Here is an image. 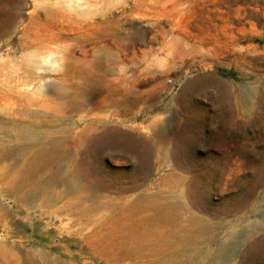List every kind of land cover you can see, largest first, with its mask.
<instances>
[{"label":"rangeland","instance_id":"1","mask_svg":"<svg viewBox=\"0 0 264 264\" xmlns=\"http://www.w3.org/2000/svg\"><path fill=\"white\" fill-rule=\"evenodd\" d=\"M33 1L0 0V264H264V0H108L83 29ZM30 34L84 39L41 68Z\"/></svg>","mask_w":264,"mask_h":264},{"label":"bare ground","instance_id":"2","mask_svg":"<svg viewBox=\"0 0 264 264\" xmlns=\"http://www.w3.org/2000/svg\"><path fill=\"white\" fill-rule=\"evenodd\" d=\"M83 1V3H77V2H74L73 0H34L33 2H34V8L35 9H41L43 12H45V13H47V14H52V15H55V16H57V17H61L62 19H64V20H66V21H68V22H71V23H74L75 25H77L78 26V28H80V29H83V28H86V26L87 27H90L92 24H93V22L95 21V18H96V16H97V11L94 9V8H96L97 7V5L98 4H101L102 6H101V11H102V16H104V17H106L107 16V2H108V0H82ZM97 9V8H96ZM88 31V30H87ZM51 34V33H50ZM27 39V41H26V44H25V49H28V50H34V57H35V59L32 61V64L34 65V66H40V65H42V64H44V63H46L47 62V58L45 57L44 58V56L45 55H47V54H49L50 56L51 55H53V54H58L59 53V47H61L60 46V44L62 45V43H64V42H71V43H78V42H80L82 39H84V37H82V36H79V37H76L75 39H72V40H69V39H61V38H57V37H55L54 35L52 36H50V37H42V36H32L31 34L30 35H28V37L26 38ZM25 39V40H26ZM105 40V39H104ZM25 43V42H24ZM81 44V43H80ZM23 46V45H22ZM21 47V46H20ZM22 51V50H21ZM28 57H30V55L28 56ZM27 57V58H28ZM32 57V56H31ZM43 57V58H42ZM107 57H109V56H107ZM51 58V57H50ZM30 59H33V58H30ZM29 59V60H30ZM24 60V59H23ZM111 60V59H110ZM11 63V62H10ZM29 63V62H28ZM27 63V64H28ZM48 64V63H47ZM28 66V65H27ZM44 66V65H43ZM46 66V65H45ZM41 67V66H40ZM4 68V67H3ZM8 68V67H7ZM11 68H12V66H11ZM29 68H31V67H28V69ZM41 68H43V67H41ZM18 69V68H17ZM5 71H7V70H5ZM10 71V70H9ZM16 72V71H15ZM19 72V71H18ZM28 71H26L24 74H27V75H29V73H27ZM30 72H33V71H30ZM13 73V72H12ZM17 73V72H16ZM9 75V74H8ZM11 75V74H10ZM9 79V78H8ZM63 79H65V78H63ZM19 80V79H18ZM16 81V83H15V86H16V88H17V86H21V85H25L24 84V82L23 83H21L20 81ZM65 81V80H64ZM71 81H73V80H71ZM30 82V81H29ZM43 82V81H42ZM14 83V82H13ZM28 84H30V83H28ZM14 85V84H13ZM53 85V84H52ZM23 87V86H22ZM28 87L29 86H27V89H28ZM44 88H46V87H44ZM11 89V88H10ZM20 89V88H19ZM23 90V89H22ZM14 93V92H13ZM85 93V92H84ZM82 94V93H81ZM88 94V93H87ZM85 96V95H84ZM89 96V95H88ZM28 97V96H27ZM30 98V97H29ZM70 98V97H69ZM73 98H76V96L75 97H73ZM77 98H82V97H78V95H77ZM88 98V97H87ZM86 98V99H87ZM84 99V98H83ZM91 99V98H90ZM104 99V98H103ZM107 99V98H106ZM108 100V99H107ZM67 102L69 101V100H66ZM66 102V103H67ZM102 102V101H101ZM86 103L87 104H89V102L88 101H86V100H82V102H81V99L78 101L77 100V108L80 110V111H85L86 112V116L85 117H93L95 120H100V119H102L103 117V115L102 116H97L96 114H95V109H96V105H94V104H91L90 106L89 105H87L86 106ZM68 104V103H67ZM27 105V104H26ZM61 105V104H60ZM98 105H99V103H98ZM136 106L132 101H129L127 98H124L123 100H121V99H111L110 101H109V103H108V105L106 106V107H109L110 109H113L112 111H111V113H110V115H109V117H117L118 118V121L120 120V121H123V120H126V119H123V118H125V117H127V111H130V110H128L129 109V106ZM138 105V104H137ZM147 105V104H146ZM63 106V105H62ZM89 107H91L90 109H88ZM36 108V107H35ZM131 109V108H130ZM21 112V111H20ZM76 112V111H75ZM133 112V111H132ZM57 113V112H56ZM64 114V113H63ZM66 114V113H65ZM77 114H79V113H77ZM133 113H131V115H132ZM76 115V114H75ZM101 115V114H100ZM134 115H135V113H134ZM133 115V116H134ZM61 116V115H60ZM67 116V115H66ZM80 116V115H79ZM82 116V115H81ZM106 116V115H105ZM107 117V116H106ZM130 116H128V118H129ZM116 118V119H117ZM58 119V118H57ZM83 119V118H82ZM104 119V118H103ZM108 119V118H107ZM49 120V119H48ZM91 120V119H90ZM52 121V120H51ZM117 121V122H118ZM45 122V121H44ZM50 122V121H49ZM159 122V121H158ZM51 123V122H50ZM54 123V122H53ZM101 123V122H100ZM122 123V122H121ZM33 125H35V124H33ZM89 125V124H88ZM96 125V124H95ZM153 125V124H152ZM17 128V127H16ZM95 128V127H94ZM91 125H89L88 126V128H86V130H85V132L86 133H92L95 129H94ZM138 128V127H137ZM155 128V127H154ZM100 129V128H99ZM159 129V128H158ZM16 130H18V129H16ZM28 131V130H27ZM109 132V131H108ZM147 132V131H146ZM16 133V132H15ZM14 133V134H15ZM154 133V132H153ZM21 134V133H20ZM26 134H28V133H26ZM96 134V133H95ZM15 135H17V134H15ZM91 135V134H90ZM97 135V134H96ZM104 135V134H103ZM17 137V136H16ZM19 137V136H18ZM108 137V136H107ZM161 137V136H160ZM20 138V137H19ZM30 138H32L31 136H30ZM49 138V137H48ZM21 139V138H20ZM24 139V138H23ZM56 139V138H55ZM67 139V138H66ZM69 139H70V137H69ZM157 139V138H156ZM22 140V139H21ZM27 140V139H26ZM31 140H34V139H31ZM48 140V139H47ZM59 140V139H58ZM62 140V139H61ZM83 139H79V141H82ZM94 140V139H93ZM158 140V139H157ZM19 141V140H18ZM35 141V140H34ZM54 141H56V140H54ZM66 141V140H65ZM79 141H76V142H79ZM84 141H85V139H84ZM92 141V140H91ZM32 142V141H31ZM52 142V141H51ZM38 143V142H37ZM46 143V142H45ZM69 143L71 144V142L69 141ZM80 143V142H79ZM23 144H24V142H23ZM22 144V145H23ZM27 144V143H26ZM25 144V145H26ZM28 144H32V143H28ZM34 144V143H33ZM40 144V143H39ZM42 144V143H41ZM56 144V143H55ZM55 144H54V146H55ZM62 144H63V141H62ZM75 144V143H74ZM78 144V143H77ZM160 144H162L161 142H160ZM19 145H21V144H19ZM21 145V146H22ZM45 145H47V144H45ZM21 146L20 147H18V148H21ZM34 146H36V144H34ZM33 146V147H34ZM53 146V147H54ZM65 146V145H64ZM63 146V147H64ZM41 147V146H40ZM52 147V148H53ZM68 147V146H67ZM36 148V147H35ZM38 148V147H37ZM36 148V149H37ZM46 148V147H45ZM51 148V149H52ZM32 149V148H31ZM43 149V148H42ZM55 149H56V147H55ZM65 150L66 149H68V148H64ZM17 150H19V149H17ZM29 150V149H28ZM27 151V150H26ZM32 151V150H31ZM30 151V152H31ZM36 151V150H35ZM38 151V150H37ZM41 151V150H40ZM68 151V150H67ZM22 152V151H21ZM28 152V151H27ZM42 152V151H41ZM57 152V151H56ZM158 152V151H157ZM32 153V152H31ZM35 153V152H34ZM52 153V152H51ZM65 153H67V152H65ZM155 153V152H154ZM21 154H24V156H26V153L24 152V153H21ZM30 154V153H29ZM28 154V155H29ZM38 154H39V152H38ZM27 155V156H28ZM31 155V154H30ZM34 156H35V154H33ZM36 155H37V153H36ZM41 156H42V154H40ZM33 156V157H34ZM40 156V157H41ZM55 156H56V154H55ZM54 156V157H55ZM58 156V155H57ZM29 157V156H28ZM36 157V156H35ZM53 157V158H54ZM26 159H27V157H25ZM30 158V157H29ZM32 158V157H31ZM44 158V157H43ZM36 159V158H35ZM48 159V158H47ZM50 159V158H49ZM56 158H54V160H55ZM74 159V158H73ZM28 160V159H27ZM26 160V161H27ZM32 160H34L33 158L30 160L31 162H33ZM46 160V159H45ZM37 161V160H36ZM51 161V160H50ZM29 161H27V163H28ZM39 162V159H38V161H37V163ZM48 162V161H47ZM53 162H55V161H53ZM52 162V163H53ZM35 163V162H34ZM34 163H32V165L34 164ZM44 163V162H43ZM42 163V164H43ZM29 164V163H28ZM69 164V163H68ZM26 165V164H25ZM34 165H36V164H34ZM32 166L33 167V169H34V167L35 166ZM80 165V164H79ZM29 166V165H28ZM37 166L39 167V165L37 164ZM43 166H44V164H43ZM24 167V166H23ZM38 167H36V168H38ZM47 167V166H46ZM60 167V166H59ZM20 168V167H19ZM30 168H31V165H30ZM25 169H27V168H25ZM30 171V170H29ZM33 171V170H32ZM26 172H27V170H26ZM32 173V172H31ZM23 178V177H22ZM172 182H173V180H172ZM68 183V182H67ZM38 183H36V185H37ZM40 184V183H39ZM71 184V183H70ZM77 184V183H76ZM75 184V185H76ZM72 185V184H71ZM41 188V187H40ZM49 188V187H48ZM69 188H71L70 186H69ZM50 189V188H49ZM158 196V195H157ZM161 197V196H160ZM159 197V198H160ZM158 198V199H159ZM162 198H165V197H162ZM161 198V199H162ZM144 199V198H143ZM161 199H160V201H161ZM154 200H156L155 198H154ZM163 200V199H162ZM169 200V199H168ZM139 201V200H138ZM152 201V200H151ZM150 201V202H151ZM157 203H159V202H157ZM160 203H162V202H160ZM165 203H166V201H165ZM167 203H169V202H167ZM166 203V204H167ZM172 203H174V202H172ZM182 203V202H181ZM69 204V203H68ZM85 204V203H84ZM148 204V203H147ZM156 204V203H155ZM155 204L153 205L154 207H155ZM143 205V204H142ZM146 205V204H145ZM151 205V204H150ZM162 205V204H161ZM160 204H158V206H157V209L159 210V211H163V210H165V208H163V206H161ZM168 205V204H167ZM176 205V204H175ZM178 205H180V204H178ZM182 205V204H181ZM184 205V204H183ZM149 206V205H148ZM165 206V205H164ZM173 206V205H172ZM177 206V205H176ZM175 206V207H176ZM140 207V206H139ZM145 207V206H144ZM167 207V206H166ZM179 208H181L180 206H178ZM186 207V206H185ZM184 207V208H185ZM142 208V207H141ZM147 208V207H146ZM153 208V207H152ZM170 208V207H169ZM168 208V209H169ZM172 208V207H171ZM170 208V209H171ZM177 208V207H176ZM183 208V209H184ZM188 208V207H187ZM143 209V208H142ZM141 209V210H142ZM154 209V208H153ZM170 209L169 210H167V211H170ZM182 209V208H181ZM149 210V209H148ZM150 210H152L151 208H150ZM177 210V209H176ZM139 211H140V209H139ZM144 209L142 210V213H144ZM153 211V210H152ZM154 211H157V210H155L154 209ZM171 211H173V209L171 210ZM170 211V212H171ZM179 211H180V209H179ZM179 211H177L178 213H179ZM183 211V210H182ZM137 212V211H136ZM158 212V211H157ZM164 212H166V211H164ZM135 213V212H134ZM160 213V212H159ZM149 214V213H148ZM151 214V213H150ZM155 214V213H154ZM157 214V213H156ZM166 214V213H165ZM174 214V213H173ZM146 215H147V213L146 214H144V216L146 217ZM158 215V214H157ZM160 215V214H159ZM167 215H168V213H167ZM163 217H164V215H162ZM166 216V215H165ZM170 216V215H169ZM143 217V216H142ZM156 217V216H155ZM159 217V216H158ZM167 217V216H166ZM174 217V216H173ZM161 218V217H160ZM177 218V217H176ZM176 218L174 217V219L176 220ZM184 218V217H183ZM151 219V218H150ZM154 219V218H153ZM170 219V218H169ZM172 219V218H171ZM173 219V220H174ZM178 219H180V218H178ZM177 219V220H178ZM144 220H145V218H144ZM146 220H147V218H146ZM160 220V219H159ZM163 220H165L166 221V219H163ZM172 220V221H173ZM176 220V221H177ZM186 220V219H185ZM138 221H140V220H138ZM157 221V220H156ZM164 221V222H165ZM168 221H170V220H168ZM175 221V222H176ZM181 221V220H180ZM179 221V222H180ZM163 222V221H162ZM178 222V221H177ZM183 222V221H182ZM136 223V222H135ZM146 223H147V221H146ZM152 223V222H151ZM172 223V222H171ZM184 223V222H183ZM149 224V223H148ZM174 224V223H173ZM181 224V223H180ZM195 224H196V222H195ZM154 225V224H153ZM152 225V226H153ZM150 226H151V224H150ZM171 226V225H170ZM174 226V225H173ZM176 226V225H175ZM174 226V227H175ZM177 227V226H176ZM181 227V225H179V228ZM188 227V226H187ZM196 227V226H195ZM178 228V229H179ZM182 228V227H181ZM186 228V227H185ZM168 229V228H167ZM183 229V228H182ZM155 231H157L156 229H154ZM162 230V232H163V229H161ZM151 231V230H150ZM165 231V230H164ZM137 232V231H136ZM179 232V231H178ZM180 232H182V231H180ZM185 232H187V231H185ZM138 233V232H137ZM156 233H159L158 231L156 232ZM171 233V232H170ZM140 234V233H139ZM160 234V233H159ZM178 234V233H177ZM186 234V233H185ZM129 235V234H128ZM146 235V234H145ZM151 235V234H150ZM161 235V234H160ZM159 235V236H160ZM174 235V234H173ZM192 235V234H191ZM191 235H189V236H191ZM167 236V235H166ZM165 236V237H166ZM162 237H164V236H162ZM170 237V236H169ZM172 237V236H171ZM175 237V236H174ZM188 237V236H187ZM149 238H150V236H149ZM182 238V237H181ZM165 239H167V238H165ZM155 240V239H154ZM153 240V241H154ZM160 240V239H159ZM196 240V239H195ZM157 241V240H156ZM166 241H169V240H166ZM136 242V241H135ZM137 243V242H136ZM143 243H145V242H143ZM152 243V242H151ZM150 243V244H151ZM157 243H159V242H157ZM142 245V244H141ZM145 245V244H144ZM184 245V244H183ZM186 245V244H185ZM140 246V245H139ZM161 245H159V247H160ZM163 246V245H162ZM161 246V247H162ZM160 247V248H161ZM177 247V246H176ZM141 248V247H140ZM146 248V247H145ZM148 248V247H147ZM149 249V248H148ZM151 249H152V247H151ZM150 249V250H151ZM157 249H159V248H157ZM167 249V248H166ZM165 250V249H164ZM145 251H147V250H145ZM162 250L160 249V251L158 250L157 252H161ZM149 252V251H148ZM151 252V251H150ZM155 253H156V251H155ZM162 253V252H161ZM165 254V253H164ZM157 255V254H156ZM159 255V254H158ZM163 259V257L161 258V260ZM157 260H159L160 261V259H157ZM164 261V260H163ZM166 261V260H165ZM152 263V262H151ZM155 264H156V262H155ZM165 264H166V262H165Z\"/></svg>","mask_w":264,"mask_h":264}]
</instances>
